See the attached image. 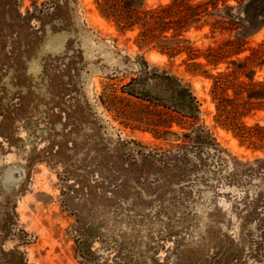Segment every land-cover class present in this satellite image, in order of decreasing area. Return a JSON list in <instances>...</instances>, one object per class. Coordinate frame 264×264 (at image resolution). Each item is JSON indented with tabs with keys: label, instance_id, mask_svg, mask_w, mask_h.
<instances>
[{
	"label": "rangeland",
	"instance_id": "rangeland-1",
	"mask_svg": "<svg viewBox=\"0 0 264 264\" xmlns=\"http://www.w3.org/2000/svg\"><path fill=\"white\" fill-rule=\"evenodd\" d=\"M190 34L198 47L213 41ZM136 35L103 17L96 0H0V264H163L179 243L184 264H264V108L227 128L212 80L187 54L140 47ZM263 42L264 27L249 47ZM137 55L170 67L200 100L196 125L211 130L218 152L190 180L182 156L164 153L192 138L126 128L96 103L107 74ZM255 79L264 83V63ZM86 98L107 126L102 150ZM119 132L159 156L116 142L109 151Z\"/></svg>",
	"mask_w": 264,
	"mask_h": 264
},
{
	"label": "trees",
	"instance_id": "trees-1",
	"mask_svg": "<svg viewBox=\"0 0 264 264\" xmlns=\"http://www.w3.org/2000/svg\"><path fill=\"white\" fill-rule=\"evenodd\" d=\"M96 3L102 16L118 30H137L140 47L158 48L170 51L169 54L185 52L188 66L212 80L211 95L217 115L227 128H239L244 125L240 121L244 116L253 109L264 108V83L255 79L256 67L264 63V42L258 48L249 47L251 36L264 27V0H171L157 5H149L147 0H96ZM192 31L203 32L213 41L204 47L195 46ZM249 49L251 53L245 54ZM107 77L110 81L104 84L96 103L121 125L150 131L157 137L175 134L192 138L186 146H173L164 153L173 159L182 156V179L191 178L218 152L211 151L217 144L211 130L196 125L201 103L192 84L170 67L152 64L144 55H137L133 60L127 58L124 68H117ZM86 104L93 118L86 123L98 122L102 126L88 98ZM175 125L189 131L180 133L174 130ZM102 127L101 136L94 134L100 149L101 145L106 148L107 138V126ZM115 139L109 137L106 141L109 151L116 142V147L136 157L159 156L135 139L123 138L120 132ZM101 150L97 151L100 156ZM83 240L82 256L91 260L94 255L84 246L88 239ZM169 250L174 258L163 264H184L181 243ZM223 255L220 259L227 262V256ZM150 260L151 264H162L158 259Z\"/></svg>",
	"mask_w": 264,
	"mask_h": 264
}]
</instances>
